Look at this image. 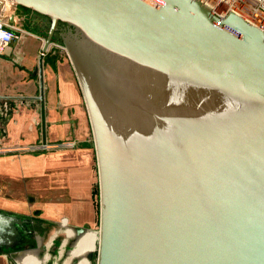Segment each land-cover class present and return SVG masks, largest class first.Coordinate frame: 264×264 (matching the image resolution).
Wrapping results in <instances>:
<instances>
[{"label": "water", "instance_id": "obj_1", "mask_svg": "<svg viewBox=\"0 0 264 264\" xmlns=\"http://www.w3.org/2000/svg\"><path fill=\"white\" fill-rule=\"evenodd\" d=\"M7 1L48 19L40 98L78 32L59 43L97 153L95 264H264V29L202 0ZM26 222L0 211V251Z\"/></svg>", "mask_w": 264, "mask_h": 264}, {"label": "crops", "instance_id": "obj_2", "mask_svg": "<svg viewBox=\"0 0 264 264\" xmlns=\"http://www.w3.org/2000/svg\"><path fill=\"white\" fill-rule=\"evenodd\" d=\"M0 17L23 29L0 55V107L5 100L10 103V111L0 113V211L27 220L22 242L35 240L32 247L40 264H61L75 242L68 252L59 250L68 243L56 239L51 245L56 235L69 242L73 237L68 238L67 228L76 234L80 227L95 232L99 227V173L90 115L75 68L57 38L43 56L40 98L38 67L48 19L14 9L7 0H0ZM17 248L0 251V264H22L19 259L33 252L17 254ZM79 260L74 257L71 264Z\"/></svg>", "mask_w": 264, "mask_h": 264}, {"label": "built area", "instance_id": "obj_3", "mask_svg": "<svg viewBox=\"0 0 264 264\" xmlns=\"http://www.w3.org/2000/svg\"><path fill=\"white\" fill-rule=\"evenodd\" d=\"M204 3L211 6L214 13L220 18L223 19L227 13L230 11L235 12L237 15H240L249 22L260 26L264 29V0H202ZM232 2L235 4V7H224L226 4ZM245 11L247 15L241 13ZM17 30H21L20 27L9 23L0 17V55L5 53L6 48L13 41H16L22 35ZM23 30V29H22ZM21 30V32H22ZM60 47L64 50L66 49L60 44ZM10 103L7 100L4 101L0 107V113L2 115L7 114L10 111ZM4 150V149H0Z\"/></svg>", "mask_w": 264, "mask_h": 264}, {"label": "rangeland", "instance_id": "obj_4", "mask_svg": "<svg viewBox=\"0 0 264 264\" xmlns=\"http://www.w3.org/2000/svg\"><path fill=\"white\" fill-rule=\"evenodd\" d=\"M61 50L62 51H64L62 48H61ZM30 202V201H29ZM99 207H100V205H99ZM31 210H33V211H35L34 210V206L33 207H31ZM99 229V227H97V230ZM55 236V235H54ZM50 237V236H49ZM48 237V238H49ZM47 238V239H48ZM56 239H58L59 240V242L63 245V240L65 239L64 238V236L63 235H60V236H58V235H56L55 236V239L53 240V242H51L50 244L51 245H54L55 243H57L56 242ZM35 241V240H34ZM75 242V240H70L69 242L67 241L66 243H68V244H65L64 245V247L62 248V246H61V248L62 249H66V251L68 252V249H72V246L73 245H71L72 243H74ZM97 246H96V248H95V250H94V247H88V246H85V247H83V246H80V245H74V248L71 250V252L70 253H73L74 254V256L75 257H77V256H79L80 257V260H79V262L78 263H76V264H95L96 263V256L94 255V254H91V255H89L88 256V258L86 257V253L88 252V251H90V250H94V252L95 251H97L96 249L98 248V240H97ZM32 244L33 243H24V242H22L20 245H18L19 246V248H17L16 249V251L17 252H19V253H17V254H22L21 252L22 251H26V250H32V249H30L31 248V246H32ZM71 245V246H70ZM26 248H28V249H26ZM61 248H59V250L61 249ZM67 254V253H66ZM37 260H38V257H36V253L33 251V252H30V254H28V255H26L23 259H22V261H26V262H29V263H35L36 264V262H37ZM63 260V259H62ZM39 261V260H38Z\"/></svg>", "mask_w": 264, "mask_h": 264}, {"label": "bare ground", "instance_id": "obj_5", "mask_svg": "<svg viewBox=\"0 0 264 264\" xmlns=\"http://www.w3.org/2000/svg\"><path fill=\"white\" fill-rule=\"evenodd\" d=\"M224 7H229V8L235 7V4L230 2V4H226ZM241 13L244 14V15H247V13L245 11L244 12L241 11ZM67 233H68V238L69 237H73V238L75 237V231L73 229L67 230ZM97 240H98V232L89 230L85 234H83L81 237H79L76 240L75 244L83 246V247H85V246L94 247V249H95L96 246H97V243H96ZM22 259L23 258H20L19 262H22Z\"/></svg>", "mask_w": 264, "mask_h": 264}, {"label": "flooded vegetation", "instance_id": "obj_6", "mask_svg": "<svg viewBox=\"0 0 264 264\" xmlns=\"http://www.w3.org/2000/svg\"><path fill=\"white\" fill-rule=\"evenodd\" d=\"M68 33L69 34L71 33V34H74V35H76V34L78 35V32L74 28L68 26L67 24H60L59 30L56 33V37L59 39L60 43L63 41V39L66 40V39L70 38L68 36L69 35ZM67 230H71V229L67 228ZM67 241H68V239L66 237V239H64L63 244H65ZM63 247H64V245L62 246V248ZM74 257H75L74 254L70 253V255L67 257V259H65V261L63 263H61V264H71L72 263L71 261H72V259ZM38 260H37L36 264H40L39 263L40 261H38ZM21 263L22 264H35V263H29V262H26V261H22Z\"/></svg>", "mask_w": 264, "mask_h": 264}, {"label": "trees", "instance_id": "obj_7", "mask_svg": "<svg viewBox=\"0 0 264 264\" xmlns=\"http://www.w3.org/2000/svg\"><path fill=\"white\" fill-rule=\"evenodd\" d=\"M99 205H100V202H99ZM34 240L31 241V243L33 242Z\"/></svg>", "mask_w": 264, "mask_h": 264}]
</instances>
